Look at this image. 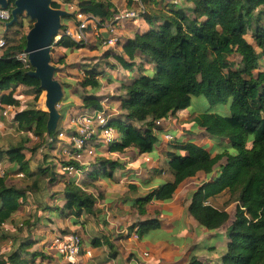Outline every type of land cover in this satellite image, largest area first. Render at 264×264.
<instances>
[{
    "label": "trees",
    "instance_id": "obj_1",
    "mask_svg": "<svg viewBox=\"0 0 264 264\" xmlns=\"http://www.w3.org/2000/svg\"><path fill=\"white\" fill-rule=\"evenodd\" d=\"M185 1L191 6L143 0L145 11H140L138 17L117 19L120 12L112 0H77L74 16L63 18L62 32L71 26V21L74 25L79 22L78 13L100 17L103 25H110L108 31H124L122 36H116L123 52L110 54L129 71L124 78L120 73L117 77L112 74L118 68L114 63H109L108 69L100 68L98 63L69 65L78 72V86L70 81L72 73L66 72L61 78L65 97L81 99L80 109L86 111L103 110V97L97 95L101 79L119 81L125 91L109 100L118 103L121 110L107 124L116 129V139L105 145L106 149L96 143V157L89 164L76 156L95 138L85 139L81 149L72 146L66 158L53 153L59 129L53 133L54 141L44 149L42 157H38L46 143L49 114L34 104L24 108V95L35 96L36 101L43 89L38 79L28 75L31 65L16 57L25 50L26 35L34 21L28 25L23 20L14 24L17 30L13 37L9 35L11 28L7 31L8 44L0 55L1 110L14 104L11 118L19 129L31 131L40 141L31 148L23 143L11 142L8 148L0 145V163L17 161L19 171L31 180L20 189L8 184L6 175L0 177V241L10 240V245L2 249L0 264H36L38 259L49 263L63 258L55 252L46 255L43 249L55 229H50V237L42 239L35 231L43 228L41 224L53 221L49 213L71 218L74 224L82 226L83 232L87 222L99 221L102 211L98 201L102 194L97 183L115 180L116 171L127 165L121 159L100 153H125L130 149L139 154L154 153L161 147L173 178L134 200L139 213L145 214L151 201L172 200L182 182L199 177L202 184L192 194L188 213L208 231L229 224L227 237L220 238L222 244L210 247L217 249L218 257L194 254L181 264H264V0ZM53 7L63 6L54 1ZM138 9L130 1L122 13ZM130 30L132 33L127 34ZM90 32L95 31L89 29ZM108 35L109 32L102 37V44H107ZM86 46L94 47L62 36L53 44L52 52L57 57L52 55V62L68 65L69 52ZM21 105L23 109H19ZM188 108L189 114L196 112L194 127L215 142L212 148L197 141L194 136L198 129L192 126L186 125L177 135L175 129L161 125L170 118H178ZM221 109L228 112L221 113ZM61 113L64 119L67 107H62ZM168 133L172 140L165 138ZM74 136L78 132L74 131L71 137ZM25 149L31 152L28 159ZM57 186L59 189L54 191ZM226 190L237 198L233 218L227 209L210 203L212 197ZM27 208H33V213L16 223L14 233L2 229L4 224L14 223L15 215ZM103 222L100 219L98 223ZM135 227L142 239L151 231L162 229V221L154 217L138 221L131 228ZM61 232L71 233L66 229ZM83 232L75 231L82 239L81 253L85 250ZM91 243L100 246L101 237H93ZM37 245L38 249L31 251ZM109 246L114 256V246Z\"/></svg>",
    "mask_w": 264,
    "mask_h": 264
},
{
    "label": "crops",
    "instance_id": "obj_2",
    "mask_svg": "<svg viewBox=\"0 0 264 264\" xmlns=\"http://www.w3.org/2000/svg\"><path fill=\"white\" fill-rule=\"evenodd\" d=\"M62 6L63 7H61V8L68 10L66 5L64 7V5L62 4ZM63 24H64V22H63ZM70 24H71L70 27L74 26L72 21ZM11 28H12V26H11ZM118 46H120V45H118ZM52 55H53V52H52ZM58 70H57V72H58ZM73 70H75V69H73ZM67 72L72 73L69 70ZM72 74H74V73H72ZM112 74L115 75L114 72ZM120 75L123 77V75H127V74L124 73L122 75L120 73ZM101 81H102V87H101L100 91L97 92V95H98V93L102 94L101 91L110 87V86L113 88V90L117 89L116 90L117 95H113L110 98H112L114 96L125 94L124 90H122V89L118 90V88L120 86L119 81H117V82H119V85H113V83H115L116 81L112 82V83L108 82L106 79H101ZM63 87H64V90H66L64 85H63ZM65 94H66V91H65ZM1 96H2V93L0 94V98H1ZM100 96H103V95H100ZM107 98L108 97H104V96L102 98L101 102H102L103 110H101V111L105 110V113L110 116L109 118H111L113 115L121 113L120 106L118 105V103H117L118 110L109 111L108 109H106L105 103H106V101L110 100ZM71 99L72 100L74 99V101L78 102V100H75V98H71ZM79 102H81V103L77 105L78 107H80L82 105V100L79 99ZM91 111L95 112V110L89 109L86 111V110L81 109L82 114H84L86 112H91ZM182 112L183 111H181L178 114L179 120H184L185 117H184V119L182 117L187 116V114H185V115L181 114ZM61 119H62V117H61ZM185 122L182 121L181 126L183 128L180 129V132L177 135H181V133L183 132V129H186ZM177 127H179V126L175 125L171 129H176ZM194 128L198 129L196 126ZM167 129H169V128H167ZM197 133L198 134L195 135L194 137L197 139L198 142L206 143V140H204L205 138L207 139V141H210L211 138L208 136V134L206 132L200 131L198 129ZM206 145H207V143H206ZM130 150H135V149H130ZM108 153H119V152H109L108 150H105V151H102L100 153V155L106 156L105 154H108ZM125 153H120V154H125ZM143 154H145V153H143ZM143 154H139L136 151V155L132 158L131 157H126V158L120 157V158H118V159L125 161L127 164L124 170H120L121 174L116 175V173L118 171L117 170L115 173V180H107V181L103 180V181H99L97 183L98 185H100L99 191H101V194H102V197H100L99 201H98V207L102 211V213L100 214V219L105 220V223L104 222L98 223V222H100V219L98 222L93 221V220L89 221L84 225L85 228H84V232H83L82 226H80L78 224H74L71 218L62 219L60 217L54 216V214H52V213H49V215L51 216L53 221L49 222L48 225L41 224V227H43V228L40 229V231L43 232V234H44L43 237H45V238L47 236L50 237V231H51L50 229H55L54 235H56L57 233H62L61 230H63V229H66L69 232L82 231L83 232V238L85 241V250H84V252H82L79 255V257L76 258V259L80 258L79 261H77V262L69 261V260L64 259V258H60V259L55 260L54 262H49V263H46L44 261V263H42V264H59V261L62 263L69 261L68 262L69 264H71V263L72 264H138V260L136 259L138 257H141L143 260L147 259L146 263H144V264H181L182 262L188 260L187 259V253H183V254L181 253V250L183 249V245H186L185 246L187 248L186 251H188L190 248L197 249L196 251L200 252V254H198L197 252L194 254H197V255L204 257L205 256L204 255V251H205L204 248L208 249V247H211L212 245L219 246L220 244H222L220 242V239L218 241H215V242H220V244L215 243L214 239L216 238V235H218L221 232L220 230H222L223 228H221L217 231H208L206 228L200 226L197 223V221L188 213L187 206L189 204L186 207L185 206L182 207L181 210L178 211L179 213L173 209L172 205H170V203H172L174 201L175 195L178 192H180L182 185L186 182L193 181V188L187 194L188 195L187 199L191 201V197H192L193 192L202 184V181L199 177L189 178V179L185 180L184 182H182L178 191L175 193L172 200L166 201V202L151 201L147 205V212L143 215L139 213L138 206L135 204L134 200H136L140 196H144V195L150 193L159 184L164 183V182L168 181L169 179H171V177H173L172 173L168 169L167 162H166L167 161L166 154L163 151L162 147L158 148L154 153H149V154L153 155V157H155L156 159L162 158L163 165H162L161 169H156V168L149 169L148 173L151 175H146V173H145L142 176H140L139 173L133 171V169H130L128 166L130 164L136 163L138 161V157H140ZM159 156H161V157H159ZM106 157L112 158L110 156H106ZM114 159H117V158H114ZM2 164H4V163H2ZM149 166L153 167V165H149ZM144 169H145L144 171L147 170L146 167ZM155 170H157L159 172H157ZM128 172H131V173H128ZM159 174H160V176H158L156 178V176ZM166 177H169V179ZM153 183H155V186ZM148 189H149V191H148ZM145 190H147L148 192L142 193ZM52 202H53V200H52ZM46 215L48 216V214H46ZM182 216H185L187 219H190L189 222H192L191 223L192 227L189 228L190 231H194L196 229L195 232L197 231V233H200L201 231L204 230V232H207L210 234V236H213L214 238L212 239L213 242L210 243L211 245H209V243L207 242L210 239H208V240L205 239L203 241L204 247H202V246L200 247L199 244H195L194 243V237L192 236V233H190V232H187V233L185 232V234L183 233L180 238L179 237H176V238L173 237V242L167 241L168 236H171L172 233L179 231L180 226H181V222H182L181 219L183 218ZM154 217L159 218L162 221V229H160L158 231H151L147 236H145L142 239L141 238H138V239L135 238L133 235H134L135 229L137 227H135V229H132L131 227L133 225H135V223H137L138 221H143V220L154 218ZM193 223L196 225L194 226ZM95 236L101 237V245L100 246H93V244L91 243V239ZM103 237H105V238H103ZM51 238H49V240ZM110 243L113 244V246H114L113 249L116 251V254L114 256L112 255L113 251H112L111 247L109 246ZM184 243H186V244H184ZM132 244H134V245H132ZM43 249L46 251L45 245H44ZM215 250L216 251L213 250L214 252H212V254L214 253L217 256L216 255H210L209 257H212V256L218 257L219 256L217 249H215ZM145 252H148L149 256L143 255ZM161 253H170L171 257H166V259H165ZM150 256H151V258L149 260ZM153 256L155 257V259L159 258L160 259V260L158 259L159 262H156L155 259L153 260ZM167 258L170 259V261H168ZM126 260L128 261V263Z\"/></svg>",
    "mask_w": 264,
    "mask_h": 264
},
{
    "label": "rangeland",
    "instance_id": "obj_3",
    "mask_svg": "<svg viewBox=\"0 0 264 264\" xmlns=\"http://www.w3.org/2000/svg\"><path fill=\"white\" fill-rule=\"evenodd\" d=\"M62 1H64L66 3V7L68 8L69 11L73 12L74 14L76 13L77 9H76L75 3L77 2V0H68V1H71L72 3L67 2L66 0H62ZM114 1H115L114 3L116 5L117 9L119 10L120 13H122L123 10L126 8V2L124 0H114ZM177 2L181 6H183V5L184 6H191V4H189L185 0H178ZM64 7H65V5H64ZM21 20H23L25 25H28L31 22L30 18L25 16V15L20 18V21ZM139 22H141V21L139 20ZM16 30H17V28L12 26L11 31L9 32V35L13 37L14 31H16ZM108 32H109L108 37H110L111 35L119 37L121 35V33H123L124 31L122 32L121 30H115V29H113V30L110 29V31H108V28L104 27L100 31L88 33L89 39H88L87 43L89 45H94V47H96V49L94 50V47L86 46V47L78 49L76 51L69 52L68 65H67V63L66 64H56L55 62H53V64L55 66L59 67V71L55 74L56 78L60 79L62 82L61 78L66 76L67 75L66 72L69 70L72 73H74L73 76H71L70 81H72L74 85L78 86V83H79L78 73L69 66V65L76 64V63H90V64L98 63L100 65V68H102V69H108L110 67L109 63H114V64H117V66H118L117 70H114L115 75L118 73H121L122 75L124 73L129 74V71L125 70L123 68V66L119 63V61L110 55L112 53H119L120 54L123 52L122 46H118V44H117L118 41H117V43H114V44H108V43L102 44V41H104V39L102 37L106 36V34ZM131 33H132V31L130 30L127 34H131ZM108 51L110 53L106 54V52H108ZM53 55L54 56L56 55L55 52H53ZM55 57H57V55ZM113 85H119V82L116 81L115 83H113ZM120 89L121 88L119 86L118 90H120ZM116 90L117 89L113 90V88L110 86V87L102 90L101 91L102 94L98 93V95H103L104 97H108L107 99H111L110 98L111 96L117 95ZM20 91H23V90L20 89ZM0 94H1V92H0ZM65 96H64L63 100L61 101L58 108L61 111L62 107H67L68 113L65 116V118L64 119L62 118L59 122L57 129H59L60 132H58V136H57L58 137L57 138L58 143L56 144L57 148L54 149V151L53 150L52 151H53V153H56L59 155L60 154L63 156L65 155L66 158H68L70 155L69 150L71 149L72 146H75V142L73 141V137H71L73 132L75 131L78 133H82V131H86L85 129H88L89 127L87 125H81V122H80L82 119L81 115H83V114L81 113L80 107L77 106L78 104L81 103V102H79V99H75V100H78V102H77V101H74V99L73 100L70 98L68 99ZM34 97L35 96L24 95V97L22 98V100L24 101V104H25L24 108L29 107V105H31V104L32 105L34 104L38 109H42V110L46 111L47 110V107L45 105L46 92L43 91V93L41 94L39 99L36 101L34 100ZM194 101H196V99ZM7 106L10 109L9 114L7 116H3V117L1 116V119H0V145H2V147H4V148H8L9 143L10 144H12V143H14V144L23 143L27 148L33 147L40 140L37 139L31 131L19 129L18 123L16 121H14L10 116L11 111H13L15 109V105L14 104H7ZM105 107L109 111L118 110V105H117V103L114 102V100H112L111 102L106 101ZM19 109H23L22 105L19 107ZM190 110L191 109L188 108L181 113L184 115L187 114V116L182 117L183 119L185 117L184 120H179L178 118L177 119L176 118H170L168 121L161 122V125H164L165 127L169 128V129H171L175 125L179 126L174 130V132H176V134H178L180 132V129L183 128L181 126L182 121H184V122L186 121L185 125L193 127L195 125V123L193 122V118L196 116V112L189 114ZM220 112L226 114L228 111L221 109ZM89 130H91L93 132L92 136L95 138V140L93 141V143H91L90 146H88L83 151L82 154L76 156L77 159H79L80 161H82L86 164L93 162L95 157H96L95 148H94L96 143L101 144L103 149H106L105 145H107V143H105L104 140L101 138L99 131L96 128H94V126H91ZM204 140H206V143L210 148H212L214 146L215 142L212 139H210V141H207V139L205 138ZM45 142L46 143L39 150V153H41L38 155L39 158L42 157V152L44 151V149H46L48 147V145L51 142V139H48L46 137ZM24 153H25V158H27V159L31 156V152L28 149H25ZM105 155L110 156L112 158H120V157H123V158L131 157L132 158L136 155V151L135 150H129L125 154L108 153ZM106 156H104V157H106ZM159 157H161V156H159ZM4 164L6 165V173L4 175L7 176L8 184H12V185H15L16 187H18L20 189H23V188H26V186L29 185V183H31V180L26 175H24V173L19 171L20 166H19V163L17 161H15V162L10 161V162H8V163L6 162ZM149 165H153V167H151ZM162 165H163L162 158L156 159L155 157H153V155H151L149 153H145V154L141 155L140 157H138V161L136 163L130 164L128 167L130 169H133V171L139 173L140 176H142L145 173H146V175H151L148 173L149 169H154V168L161 169ZM145 167L147 168L146 171H144ZM128 173H131V172H128ZM120 174H121V171L118 170L116 175H120ZM158 176H160V174L157 175L156 178ZM166 178L169 179V177H166ZM172 178L173 177H171V179H169V180H172ZM153 184L155 186V183H153ZM192 188H193V181L186 182L182 185L180 192H178L175 195L174 201L172 203H170V205L173 206V209L176 212L181 210L182 207H184V206L186 207L189 204L190 200L187 199V196H188L187 194H188V192L191 191ZM58 189H59L58 186L53 188L54 191H56ZM148 191H149V189H148ZM148 191L145 190L142 193H145ZM236 199H237L236 195H234L230 191L226 190V191L220 193L219 195L212 197L210 199V203L213 204L214 206H216L217 208L227 209L231 213L232 218H233L235 211H236V206H237V200ZM33 211H34L33 208H31V209L27 208L26 211L17 213L15 215V218L13 221L14 223L10 222L8 224H4L2 226V229H5L7 232L11 231L12 233H14L15 229H16L15 228L16 223H20V221L23 218L28 217L30 212L33 213ZM182 217L183 218L181 219L182 222H181V226H180L179 231H176V232L172 233L171 236H168L167 241L173 242V237H175V238L179 237L180 238L183 233L185 234V232L186 233L190 232V233H192V236L194 237V243L195 244H199L200 247L201 246L204 247L203 241L205 239L206 240L210 239L207 242L209 243V245H211L210 243L213 242L212 241V239L214 238L213 236H210V234L207 232H204V230L203 231L200 230L201 231L200 233H197V231L195 232L196 229L194 231H190L189 228L192 227V224H191L192 222H189L190 219H187L185 216H182ZM193 225L195 226L196 224L193 223ZM228 225L225 228H223L222 230H220L221 232L219 233L218 237H216L214 239V242L218 241L220 238L223 239V238L227 237ZM35 235L37 237H39L40 239H42L44 234L41 231H37V232L35 231ZM215 243L220 244V242H215ZM184 244H186V243H184ZM5 245H10V240L0 241V254L3 252L2 249ZM132 245H134V244H132ZM185 246L186 245H183V249L181 250V253L182 254L187 253V259H190L191 256L197 252L196 251L197 249L190 248L188 251H186L187 248ZM36 248L38 249V245L34 246L33 250H31V251H34ZM204 250H205L204 251V255H205L204 257L205 258L209 257L210 255H216L214 253L212 254V252L216 251L215 248L212 249V248L208 247V249L204 248ZM197 253L200 254V252H197ZM45 254L50 255V254H52V252H49L46 250ZM161 254L164 256L165 259H166V257H171L170 253H161ZM150 258H151V256L149 257V260H150ZM79 259L80 258H78V259L75 258V259H70L69 261L77 262V261H79ZM136 259L138 260V264H144L147 261V259L143 260L141 257H138ZM154 259H155V257L153 256V260ZM158 259H155L156 262H159ZM38 260L40 261V259H38ZM39 261L36 264H42L41 261L40 262ZM69 261H66L65 263H62L59 261V264H69L68 263ZM168 261H170V259H168ZM127 263H128V261H127Z\"/></svg>",
    "mask_w": 264,
    "mask_h": 264
},
{
    "label": "water",
    "instance_id": "obj_4",
    "mask_svg": "<svg viewBox=\"0 0 264 264\" xmlns=\"http://www.w3.org/2000/svg\"><path fill=\"white\" fill-rule=\"evenodd\" d=\"M54 0H0V7L7 9L11 4L12 18L5 23V33L20 22L24 15L33 22L26 35L25 51L29 53V63L32 69L28 75L40 81L41 88L46 92L47 138L54 141L62 113L58 108L65 96V90L60 79L55 77L58 66L52 63V47L56 37L60 35L63 18L72 17L73 12L64 8L53 7Z\"/></svg>",
    "mask_w": 264,
    "mask_h": 264
},
{
    "label": "built area",
    "instance_id": "obj_5",
    "mask_svg": "<svg viewBox=\"0 0 264 264\" xmlns=\"http://www.w3.org/2000/svg\"><path fill=\"white\" fill-rule=\"evenodd\" d=\"M115 2L114 0H112ZM126 4L132 1L137 7L138 10H133L128 13H120L117 15V19H126V18H135L139 16V12L145 11V5L143 0H124ZM163 1H171L177 2L178 0H163ZM13 4H11L7 9H3L0 7V55L4 48H6L8 44V40L5 37V30L6 26L5 23L10 21L12 18V8ZM77 9V7H76ZM75 9V10H76ZM78 10V9H77ZM76 10V11H77ZM78 23L73 27H69L65 29L63 32L61 30L60 35L56 37V42L62 36H67L74 39L77 42H88V30L91 29L92 31H100L102 28H110V25H103L102 20L100 17L91 15V14H84L78 13ZM112 27V26H111ZM113 30V29H112ZM108 44L117 43L118 39L116 36L111 35L109 37ZM16 57L22 61L25 65H29V53L25 50L20 51L16 54ZM1 106H0V119H1ZM10 112L9 107L7 106L2 111V117L7 116ZM81 125H87L89 128L85 129L86 131H82V133H78V136L73 137V141L75 142V147L81 149L84 140L89 139L93 132L90 129L91 126H94L99 131L101 138L104 140L105 143L110 144L112 143L117 136V131L113 126H108L109 115H107L104 111H95V112H86L81 115ZM102 126V129L99 130V127ZM89 136V137H88ZM165 138L167 140H172V134H165ZM70 154V153H69ZM71 168L65 167V170H70ZM72 170V169H71ZM6 173V165L0 163V176H3ZM22 174V173H21ZM135 238H139L138 235V228L135 229L134 235ZM82 239L81 236L75 232H71L68 234L57 233L54 235L49 241L45 243V249L49 252H55L58 255L62 256L64 259L70 260L79 257L82 250ZM145 256H149L148 252L144 253Z\"/></svg>",
    "mask_w": 264,
    "mask_h": 264
},
{
    "label": "flooded vegetation",
    "instance_id": "obj_6",
    "mask_svg": "<svg viewBox=\"0 0 264 264\" xmlns=\"http://www.w3.org/2000/svg\"><path fill=\"white\" fill-rule=\"evenodd\" d=\"M54 1H58V2H60L61 4L66 5V3H65L64 1H62V0H54Z\"/></svg>",
    "mask_w": 264,
    "mask_h": 264
}]
</instances>
